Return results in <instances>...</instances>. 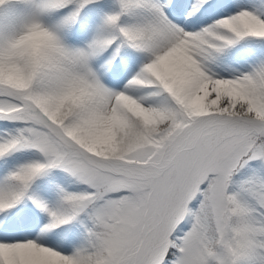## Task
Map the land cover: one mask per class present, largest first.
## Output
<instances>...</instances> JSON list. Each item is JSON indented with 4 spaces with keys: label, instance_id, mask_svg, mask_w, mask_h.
<instances>
[{
    "label": "snow or ice",
    "instance_id": "obj_1",
    "mask_svg": "<svg viewBox=\"0 0 264 264\" xmlns=\"http://www.w3.org/2000/svg\"><path fill=\"white\" fill-rule=\"evenodd\" d=\"M0 264H264V0H0Z\"/></svg>",
    "mask_w": 264,
    "mask_h": 264
}]
</instances>
